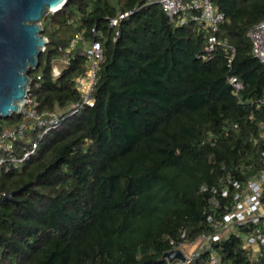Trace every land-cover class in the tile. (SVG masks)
I'll list each match as a JSON object with an SVG mask.
<instances>
[{
	"label": "trees",
	"instance_id": "obj_1",
	"mask_svg": "<svg viewBox=\"0 0 264 264\" xmlns=\"http://www.w3.org/2000/svg\"><path fill=\"white\" fill-rule=\"evenodd\" d=\"M213 3L225 14L217 37L236 50L231 64L221 46L206 53L194 23L177 26L144 0H70L45 18L30 95L37 113L63 121L21 169L0 172V196L30 186L18 204L0 200V264H184L164 255L217 231L209 216L220 220L232 205L222 187L253 177L264 151V140H250L264 131V65L248 37L264 21V0ZM77 34L65 64L61 49ZM93 40L104 50L94 104L69 115ZM231 76L244 84L238 96ZM25 119H0V131ZM213 253L221 264H264L236 233L190 264H209Z\"/></svg>",
	"mask_w": 264,
	"mask_h": 264
},
{
	"label": "built area",
	"instance_id": "obj_2",
	"mask_svg": "<svg viewBox=\"0 0 264 264\" xmlns=\"http://www.w3.org/2000/svg\"><path fill=\"white\" fill-rule=\"evenodd\" d=\"M146 4H157L167 14L172 23L177 26H186L194 23L198 30L203 31L207 37L206 53H214L218 46L224 48L230 54V64L234 60L236 50L226 41H220L217 33L221 24L225 21V14L214 5L213 0H144ZM130 12L119 14L118 18L111 19L110 27H117L120 21L130 16ZM248 37L252 43V53L264 65V21L251 27ZM83 40V36L77 34L71 44L63 52V62L68 64L72 49ZM46 47L44 48L45 51ZM82 54L87 58V71L77 78L75 88L80 94V101L74 104L69 115H75L86 106L94 104V91L99 79V70L104 61V50L101 42L93 40L84 45ZM54 76L58 77L60 68H54ZM40 76L38 80H40ZM229 83L234 94L239 95L244 89L243 82L236 76L229 78ZM31 89V88H30ZM37 103L29 95L21 107L20 114L25 116V121L10 129L0 131V172L19 170L38 151L39 146L51 129L57 128L62 123L59 114L42 113L35 110ZM237 128V126H236ZM34 134L29 146L21 148L19 142L27 133ZM250 140L257 144L264 140V131L261 128L258 134H251ZM259 162V171L246 181L228 179L222 187V196L231 197L232 205L227 207L226 213L220 220L212 215L209 221L217 229L215 233L202 235L195 243L200 245V250L191 256L185 255L184 264H190L200 251L211 249L212 244L220 241L230 233L242 236L243 246L252 253L253 258L258 260L264 256V151H262ZM232 185V190L229 186ZM217 192V190H214ZM7 194H2L0 200H4ZM246 229L243 234L240 229ZM194 243V244H195ZM185 246L182 245L181 248ZM182 251V250H181ZM209 264H221L215 253L212 254Z\"/></svg>",
	"mask_w": 264,
	"mask_h": 264
},
{
	"label": "water",
	"instance_id": "obj_3",
	"mask_svg": "<svg viewBox=\"0 0 264 264\" xmlns=\"http://www.w3.org/2000/svg\"><path fill=\"white\" fill-rule=\"evenodd\" d=\"M69 1L0 0V119L20 114L32 84L30 70L39 67L40 55L48 43L42 23L49 13L59 12ZM29 187L7 194L4 202L18 204L16 196ZM164 257L169 262L186 260L180 249Z\"/></svg>",
	"mask_w": 264,
	"mask_h": 264
},
{
	"label": "rangeland",
	"instance_id": "obj_4",
	"mask_svg": "<svg viewBox=\"0 0 264 264\" xmlns=\"http://www.w3.org/2000/svg\"><path fill=\"white\" fill-rule=\"evenodd\" d=\"M54 13H49L48 16L46 18H48L49 16H51ZM5 129L11 128V126H8L6 124H4ZM27 134H30L29 132ZM200 245L198 243L195 244H191V245H185L181 248L182 252L187 255V256H191L192 254H194L196 251L200 250Z\"/></svg>",
	"mask_w": 264,
	"mask_h": 264
}]
</instances>
